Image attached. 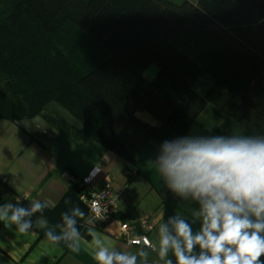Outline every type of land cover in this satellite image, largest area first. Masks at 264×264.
<instances>
[{
	"label": "trees",
	"instance_id": "obj_1",
	"mask_svg": "<svg viewBox=\"0 0 264 264\" xmlns=\"http://www.w3.org/2000/svg\"><path fill=\"white\" fill-rule=\"evenodd\" d=\"M184 33L204 35L214 49L191 57L187 39L185 46L177 42ZM151 64L158 70L148 81L142 73ZM204 72L213 79L210 92L226 89L223 103L248 91L264 103V0H197L187 10L160 0H0V118L41 114L72 143L92 140L115 153L157 192L162 221L183 200L155 170L160 144L221 134L188 101ZM50 103L75 122L47 113ZM138 111L158 123L143 121ZM81 181L44 210L49 227L74 205L88 218L81 196L91 189ZM84 224L77 226L88 237Z\"/></svg>",
	"mask_w": 264,
	"mask_h": 264
},
{
	"label": "clouds",
	"instance_id": "obj_2",
	"mask_svg": "<svg viewBox=\"0 0 264 264\" xmlns=\"http://www.w3.org/2000/svg\"><path fill=\"white\" fill-rule=\"evenodd\" d=\"M153 163L168 191L196 207L190 220L168 216L158 224L157 238L135 241V250L116 247L78 205L49 227L42 218L47 200L24 207L16 199L0 204V223L24 235L44 228L49 244L63 243L72 253L86 246L95 264H264V135L180 136L163 141ZM80 220L89 225L90 241Z\"/></svg>",
	"mask_w": 264,
	"mask_h": 264
},
{
	"label": "crops",
	"instance_id": "obj_3",
	"mask_svg": "<svg viewBox=\"0 0 264 264\" xmlns=\"http://www.w3.org/2000/svg\"><path fill=\"white\" fill-rule=\"evenodd\" d=\"M48 108L49 105L45 110L47 113L59 115L55 108ZM69 116L70 119L63 118L75 122ZM145 120L156 124L149 118ZM98 149L92 140L80 145L72 143L51 127L41 114L16 121L0 118V204L14 203L15 197L21 196L24 207L33 200H47L51 209L69 185L96 166L99 173L89 185L91 192L102 189L108 182L119 198V210L114 220L94 221L96 230L109 237L116 247L135 250V246L121 240L119 222L149 217L154 228L148 236L156 239V229L162 221V205L157 192L142 176L128 173L133 168L129 163L121 158L107 159ZM84 225L87 233L89 225L86 221ZM44 233V228H34L32 234L24 235L14 226L7 229L0 223V264H95L85 250L86 246L80 253H72L65 246L49 244ZM82 235L85 240H91L90 236Z\"/></svg>",
	"mask_w": 264,
	"mask_h": 264
},
{
	"label": "rangeland",
	"instance_id": "obj_4",
	"mask_svg": "<svg viewBox=\"0 0 264 264\" xmlns=\"http://www.w3.org/2000/svg\"><path fill=\"white\" fill-rule=\"evenodd\" d=\"M165 3H171L178 7L180 10H187L190 6L194 5L197 0H160ZM188 34V35H186ZM187 39V40H185ZM186 41L187 48L190 50V56L195 58H203L204 53L210 52L214 47L209 43L206 37L202 34H193L184 33L179 35L177 42L185 46L182 41ZM191 46L188 47V46ZM158 68L156 65H149L142 73V76L145 80L150 81L156 74ZM212 77L208 73H202L196 79V81L191 86L192 94L189 96V103L197 115L206 122L210 127L217 129L223 135H232V134H241V135H263L264 132V103L259 101L255 95L248 91L244 96L239 100H230L223 103L227 97L223 96L226 89L210 92L212 87ZM208 92V96L206 95ZM224 92V93H223ZM223 103L222 108L219 104ZM55 108V113L62 115L65 118L70 119L69 114L56 103L49 104V110ZM136 115L146 121L145 119L149 118L153 123H158V121L147 111H138ZM147 122V121H146ZM94 146H97L100 152L105 153L107 159L115 158L116 160L120 159L115 153L107 150L99 143L93 141ZM114 165V163H112ZM180 207L177 208L176 212L185 215H191L192 209L196 206H189L183 201L177 202Z\"/></svg>",
	"mask_w": 264,
	"mask_h": 264
},
{
	"label": "built area",
	"instance_id": "obj_5",
	"mask_svg": "<svg viewBox=\"0 0 264 264\" xmlns=\"http://www.w3.org/2000/svg\"><path fill=\"white\" fill-rule=\"evenodd\" d=\"M98 167L94 166L83 178L81 184L89 186L98 175ZM128 173L135 174L134 168L129 170ZM81 198L86 202L88 207V218L95 221L110 222L114 220L118 210H119V198L109 186L107 182L105 186L98 190L92 191L88 197L81 196ZM16 199H21L22 197H15ZM99 207L100 211L97 213L95 209ZM99 216L101 219H97ZM154 228V223L150 221L149 217H140L137 220L127 222H119V236L121 240L130 246H135V241L141 240L143 238H149L148 233Z\"/></svg>",
	"mask_w": 264,
	"mask_h": 264
}]
</instances>
